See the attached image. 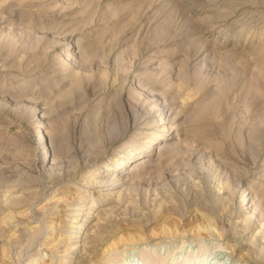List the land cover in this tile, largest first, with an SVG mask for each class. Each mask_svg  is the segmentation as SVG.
I'll use <instances>...</instances> for the list:
<instances>
[{
    "label": "rangeland",
    "instance_id": "1",
    "mask_svg": "<svg viewBox=\"0 0 264 264\" xmlns=\"http://www.w3.org/2000/svg\"><path fill=\"white\" fill-rule=\"evenodd\" d=\"M202 228L264 264V0H0V264Z\"/></svg>",
    "mask_w": 264,
    "mask_h": 264
},
{
    "label": "bare ground",
    "instance_id": "2",
    "mask_svg": "<svg viewBox=\"0 0 264 264\" xmlns=\"http://www.w3.org/2000/svg\"><path fill=\"white\" fill-rule=\"evenodd\" d=\"M46 134L45 132L41 131L38 133L37 135V143L40 144V148L39 150L42 152H44L45 154L47 153V145H46ZM139 161V162H138ZM137 163H135L136 165H134L133 167L134 168H138L141 164L144 163V160L140 161L138 160ZM98 178V177H97ZM98 180V179H97ZM126 181V180H125ZM101 184V183H100ZM121 185V184H120ZM117 193V192H116ZM113 194V193H112ZM116 195V194H115ZM245 200V199H244ZM250 204V198H248V201L245 203L243 202V205H249ZM242 205V206H243ZM89 212V211H88ZM77 214V213H76ZM95 214V213H94ZM83 216V215H82ZM86 216V215H84ZM96 216V215H95ZM77 218V217H75ZM94 218V217H93ZM86 219V218H85ZM82 220V219H81ZM95 220V219H94ZM96 223V222H95ZM83 224V223H82ZM81 225V224H80ZM207 227H209L207 225ZM210 228V227H209ZM92 232V231H91ZM216 232V231H215ZM202 233H198L196 235H191L190 232H186L184 231L183 232V235L179 236V238L183 239V242H182V246L186 240V238L189 236V234L191 235V237L189 238L190 241L192 243H196V244H199L196 248L195 247H192L190 249H182L183 247L180 246V247H176L175 243H171L169 241L171 240H175V238L177 237H162V238H156V239H153L151 240L150 242H146V241H138L136 243H133V244H130V245H127L124 249V246H123V249H122V252L121 253H125L126 254L128 253H136V259H131L130 261H126V254H122L124 256H126L124 259H121V264H168V262L170 261V264H227L225 263L223 260L222 257L226 256V260L227 259H231V260H234V264H237V263H243L245 260L238 257V258H232L234 257L233 254H232V251L231 253H225L226 255L222 256V257H218V255L220 254L219 252L216 254V251H209L208 248L206 249H202V242L204 240L207 239L208 236H210V229L208 228H202ZM84 234V233H83ZM85 234H86V231H85ZM92 234V233H90ZM182 234V233H181ZM216 234V233H213V235ZM171 235V234H170ZM212 235V236H213ZM91 236V235H90ZM211 236V237H212ZM76 237V236H75ZM84 237V236H83ZM186 237V238H185ZM214 237V236H213ZM219 237V236H218ZM91 238V237H90ZM185 239V240H184ZM80 240L82 241V239L80 238ZM74 241V240H73ZM83 242V241H82ZM175 242V241H174ZM82 244V243H81ZM80 244V245H81ZM218 244V243H217ZM79 245V244H77ZM84 245V244H82ZM173 247L171 248L170 246ZM163 246H168L169 248L166 249V247H163ZM129 247L131 249H129ZM134 247V248H133ZM149 247V248H148ZM162 247L164 248L163 252L161 253V250H162ZM213 247V246H211ZM211 249V248H210ZM213 249V248H212ZM125 250V251H124ZM203 251V253H202ZM218 251V250H217ZM108 252V251H107ZM220 252H223V251H220ZM116 252H113L112 254H110V256H112L114 258V256L116 254H114ZM202 253L204 254V262L201 260L198 261V256L199 254ZM224 253V252H223ZM108 254V253H107ZM107 257V256H106ZM210 258V259H209ZM104 261V260H103ZM247 262V260H246ZM231 263V262H230ZM245 263V262H244ZM243 263V264H244ZM107 264V263H106Z\"/></svg>",
    "mask_w": 264,
    "mask_h": 264
}]
</instances>
